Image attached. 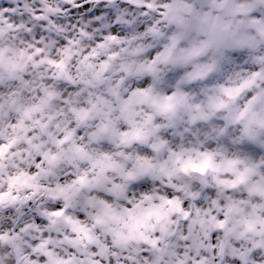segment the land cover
I'll list each match as a JSON object with an SVG mask.
<instances>
[{"label":"clouds","instance_id":"clouds-1","mask_svg":"<svg viewBox=\"0 0 264 264\" xmlns=\"http://www.w3.org/2000/svg\"><path fill=\"white\" fill-rule=\"evenodd\" d=\"M0 264H264V0H0Z\"/></svg>","mask_w":264,"mask_h":264}]
</instances>
